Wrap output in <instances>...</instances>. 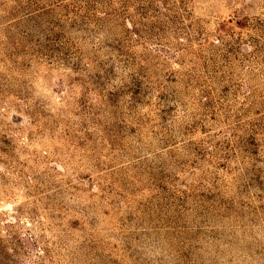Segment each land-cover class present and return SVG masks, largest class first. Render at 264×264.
I'll use <instances>...</instances> for the list:
<instances>
[{
  "label": "rangeland",
  "instance_id": "rangeland-1",
  "mask_svg": "<svg viewBox=\"0 0 264 264\" xmlns=\"http://www.w3.org/2000/svg\"><path fill=\"white\" fill-rule=\"evenodd\" d=\"M0 264H264V0H0Z\"/></svg>",
  "mask_w": 264,
  "mask_h": 264
}]
</instances>
